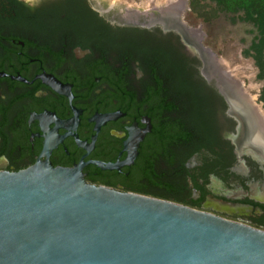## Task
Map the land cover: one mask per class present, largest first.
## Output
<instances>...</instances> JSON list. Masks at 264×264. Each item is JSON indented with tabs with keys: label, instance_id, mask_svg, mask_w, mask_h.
Instances as JSON below:
<instances>
[{
	"label": "flooded vegetation",
	"instance_id": "obj_1",
	"mask_svg": "<svg viewBox=\"0 0 264 264\" xmlns=\"http://www.w3.org/2000/svg\"><path fill=\"white\" fill-rule=\"evenodd\" d=\"M180 11L0 0V172L82 165L89 185L264 230V129L240 84L189 52Z\"/></svg>",
	"mask_w": 264,
	"mask_h": 264
},
{
	"label": "water",
	"instance_id": "obj_2",
	"mask_svg": "<svg viewBox=\"0 0 264 264\" xmlns=\"http://www.w3.org/2000/svg\"><path fill=\"white\" fill-rule=\"evenodd\" d=\"M81 167L0 172V264H264V230L89 185Z\"/></svg>",
	"mask_w": 264,
	"mask_h": 264
},
{
	"label": "rangeland",
	"instance_id": "obj_3",
	"mask_svg": "<svg viewBox=\"0 0 264 264\" xmlns=\"http://www.w3.org/2000/svg\"><path fill=\"white\" fill-rule=\"evenodd\" d=\"M99 7L110 8L116 17L135 15L145 20L159 12L181 10V21L190 29L199 44L210 55L212 67L240 84L242 90L264 114L261 93L264 81L256 63V51L252 49L257 31L251 24L234 23L222 17L211 24H205L190 12L189 0H94ZM129 18V17H128Z\"/></svg>",
	"mask_w": 264,
	"mask_h": 264
},
{
	"label": "trees",
	"instance_id": "obj_4",
	"mask_svg": "<svg viewBox=\"0 0 264 264\" xmlns=\"http://www.w3.org/2000/svg\"><path fill=\"white\" fill-rule=\"evenodd\" d=\"M190 12L205 24L225 17L234 23H248L255 28L252 49L256 51V63L260 68L259 78L264 81V0H189ZM264 109V88L261 93Z\"/></svg>",
	"mask_w": 264,
	"mask_h": 264
},
{
	"label": "bare ground",
	"instance_id": "obj_5",
	"mask_svg": "<svg viewBox=\"0 0 264 264\" xmlns=\"http://www.w3.org/2000/svg\"><path fill=\"white\" fill-rule=\"evenodd\" d=\"M254 98L248 97V101L251 102L253 104V110L257 116V118L259 119V122L261 123L263 129H264V114L262 113V111L259 109V107H257L255 105V103L253 102ZM235 106V105H234ZM237 107V105L235 106ZM238 108V107H237ZM239 109V108H238Z\"/></svg>",
	"mask_w": 264,
	"mask_h": 264
}]
</instances>
